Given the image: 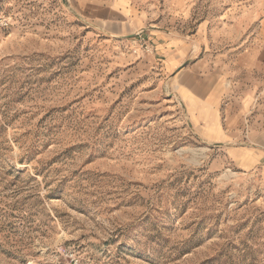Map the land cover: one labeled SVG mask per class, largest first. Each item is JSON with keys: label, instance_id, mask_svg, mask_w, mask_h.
Instances as JSON below:
<instances>
[{"label": "rangeland", "instance_id": "1", "mask_svg": "<svg viewBox=\"0 0 264 264\" xmlns=\"http://www.w3.org/2000/svg\"><path fill=\"white\" fill-rule=\"evenodd\" d=\"M92 1L0 0V264H264V165L214 164L152 42L234 71L264 0H127L144 26L125 38Z\"/></svg>", "mask_w": 264, "mask_h": 264}, {"label": "crops", "instance_id": "2", "mask_svg": "<svg viewBox=\"0 0 264 264\" xmlns=\"http://www.w3.org/2000/svg\"><path fill=\"white\" fill-rule=\"evenodd\" d=\"M81 11L97 33L110 38L133 36L144 26L143 18L127 0H93ZM255 41L240 56L239 69L205 74L199 62L188 63L199 53L195 40L168 36L152 40L165 72L173 76L176 96L193 130L201 141L217 150L214 164L225 160L246 173L264 165V102L255 90L259 86L255 78L264 76V40ZM240 74L252 79L250 86L237 79ZM239 141L243 144H228Z\"/></svg>", "mask_w": 264, "mask_h": 264}, {"label": "built area", "instance_id": "3", "mask_svg": "<svg viewBox=\"0 0 264 264\" xmlns=\"http://www.w3.org/2000/svg\"><path fill=\"white\" fill-rule=\"evenodd\" d=\"M6 27V24H3L2 22H0V32H1V29ZM141 42H145V40H141ZM74 264H79V262L75 261Z\"/></svg>", "mask_w": 264, "mask_h": 264}]
</instances>
